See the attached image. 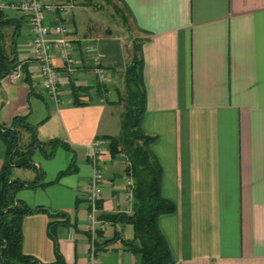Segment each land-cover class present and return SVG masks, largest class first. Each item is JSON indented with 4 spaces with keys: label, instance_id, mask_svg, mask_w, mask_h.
Listing matches in <instances>:
<instances>
[{
    "label": "crops",
    "instance_id": "crops-1",
    "mask_svg": "<svg viewBox=\"0 0 264 264\" xmlns=\"http://www.w3.org/2000/svg\"><path fill=\"white\" fill-rule=\"evenodd\" d=\"M102 1L122 24L114 12L108 22H95L91 13L101 6L92 0H77L63 18L76 64L69 71L53 45L58 108L31 58L28 16L5 10V51L17 56L22 77L0 82V124L24 116L40 140L70 147L58 146L52 157L36 151L32 167L13 168L12 179L32 182L16 199L45 209L22 218V252L50 264L57 247L61 264H86L93 242L96 264H135L126 245L133 226L113 216L132 213L134 182L127 197L126 182L133 178L127 159L112 157L109 137L120 133L126 105L121 85L138 49L141 128L153 138L162 196L174 206L158 218L174 264H264V0ZM46 22L53 23L51 15ZM97 65L107 71L104 83L93 72ZM74 88L84 104L74 103ZM96 138L105 145L96 163L103 179L92 236L87 196L95 167L85 146ZM21 139L26 144L28 133ZM4 161L0 137V169Z\"/></svg>",
    "mask_w": 264,
    "mask_h": 264
},
{
    "label": "trees",
    "instance_id": "trees-1",
    "mask_svg": "<svg viewBox=\"0 0 264 264\" xmlns=\"http://www.w3.org/2000/svg\"><path fill=\"white\" fill-rule=\"evenodd\" d=\"M9 24L5 10L0 9V82L19 64L15 54L11 56L5 51L4 30ZM141 69L142 59L137 49L124 72L128 98H125L120 133L109 137L112 157L118 158L123 154L127 159L136 196L131 214L119 212L113 216L115 220L133 226V237L126 241V245L135 256V264H174L173 254L158 228L159 216L173 211L174 206L161 193V167L150 149L153 138L141 128L145 110ZM77 91L74 88V103L84 104L78 100ZM23 131L29 137L26 144H22ZM0 137L5 145V161L0 169V264H40L22 252L21 221L25 215L45 209L30 207L16 199V192L32 182L12 179V171L15 167H32L36 151L52 157L58 146L70 147L59 139L40 140L37 126L29 124L20 115L13 117L9 125L0 124ZM66 172L64 170L60 174ZM55 251L57 259L50 264H61L57 247Z\"/></svg>",
    "mask_w": 264,
    "mask_h": 264
},
{
    "label": "built area",
    "instance_id": "built-area-1",
    "mask_svg": "<svg viewBox=\"0 0 264 264\" xmlns=\"http://www.w3.org/2000/svg\"><path fill=\"white\" fill-rule=\"evenodd\" d=\"M77 4V0L45 1V0H0V9L20 10L28 16V27L31 39V58L37 63L38 75L41 78V86L44 93L53 101L55 107L61 104L59 96L58 67L55 62V55L52 52L53 45L56 46L58 58L64 63L65 67L72 71L76 60L71 51V40L68 38L70 28L64 23L63 18L69 15ZM47 15L52 16L53 23L46 22ZM59 34L60 37L52 39L50 33ZM93 72L101 82L107 80L105 68L94 66ZM11 80H18L22 77V71L18 65L8 75ZM105 139L96 138L85 146V154L88 156L95 169L88 183V230L94 236L97 230V212L101 198V182L103 174L96 167L97 160L103 151ZM126 196H133V181L128 179L126 182ZM94 245L91 243L90 258L86 264H96L94 256Z\"/></svg>",
    "mask_w": 264,
    "mask_h": 264
},
{
    "label": "rangeland",
    "instance_id": "rangeland-1",
    "mask_svg": "<svg viewBox=\"0 0 264 264\" xmlns=\"http://www.w3.org/2000/svg\"><path fill=\"white\" fill-rule=\"evenodd\" d=\"M93 1V3H94V7H96V6H101V8H99L98 10H99V12L97 13H91V16H92V18L95 20V22H97L98 21V19L100 20V19H105V20H107V22L109 21V16H110V13L111 12H114V10L112 9V6H110V5H108V4H106L107 6L105 7V5L103 4V5H99L98 3H99V1L100 0H92ZM102 1V0H101ZM106 1H108V0H106ZM113 1L114 0H111V2L113 3ZM103 2V1H102ZM97 8V7H96ZM92 11V10H91ZM93 12V11H92ZM104 13H106L105 15H104ZM117 18V20L122 24V18L121 17H119V15H118V13L117 12H114L113 13ZM109 15V16H108ZM126 30H128V29H126ZM121 89H123L124 90V92H125V94H124V97L125 98H128L127 97V94H128V91L126 90V87H124V84H122L121 85ZM121 120H122V118H121Z\"/></svg>",
    "mask_w": 264,
    "mask_h": 264
},
{
    "label": "water",
    "instance_id": "water-1",
    "mask_svg": "<svg viewBox=\"0 0 264 264\" xmlns=\"http://www.w3.org/2000/svg\"><path fill=\"white\" fill-rule=\"evenodd\" d=\"M119 158L126 159V157H125V156H119Z\"/></svg>",
    "mask_w": 264,
    "mask_h": 264
}]
</instances>
